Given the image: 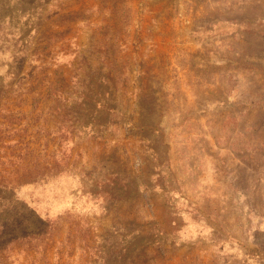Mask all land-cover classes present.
Here are the masks:
<instances>
[{"label":"rangeland","instance_id":"374dc122","mask_svg":"<svg viewBox=\"0 0 264 264\" xmlns=\"http://www.w3.org/2000/svg\"><path fill=\"white\" fill-rule=\"evenodd\" d=\"M0 264H264V0H0Z\"/></svg>","mask_w":264,"mask_h":264}]
</instances>
